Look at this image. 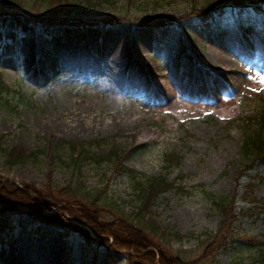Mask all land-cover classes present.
Instances as JSON below:
<instances>
[{"label":"rangeland","instance_id":"obj_1","mask_svg":"<svg viewBox=\"0 0 264 264\" xmlns=\"http://www.w3.org/2000/svg\"><path fill=\"white\" fill-rule=\"evenodd\" d=\"M212 1L67 0L48 20L1 15L0 177L31 188L76 179L126 212L137 205L135 180L163 177L174 186L151 201L148 214L181 236L161 247L166 255L187 264H264V215L245 213L251 199L264 202V155L243 150L249 135L264 150V1L226 6L205 21L179 19L190 5ZM156 17L174 21L159 28L140 22ZM122 63L139 74L126 76ZM169 73L178 87L188 86L191 101H163L161 88L173 86ZM189 75L197 78L191 85ZM72 145L88 151L76 167ZM12 146L24 157L9 166L4 150ZM108 150H118V163L139 178L92 161ZM169 153L175 162L165 161ZM232 194V234L223 248H208L206 235L220 218L209 197ZM98 216L111 217L104 210ZM1 218L9 228L0 231V264L21 252L19 264H138L72 229L9 210Z\"/></svg>","mask_w":264,"mask_h":264},{"label":"trees","instance_id":"obj_2","mask_svg":"<svg viewBox=\"0 0 264 264\" xmlns=\"http://www.w3.org/2000/svg\"><path fill=\"white\" fill-rule=\"evenodd\" d=\"M32 1L39 3V8L34 10L31 7L22 9L18 7L16 2L6 0L0 3L7 6V8L0 10V16H29L31 19L47 18L46 20H48L50 17L59 16L60 11L64 10L68 3L67 0ZM72 1L77 2V0ZM256 1L214 0L201 6L192 4L189 11L180 16L179 19L198 17L205 21L214 13L219 14L226 6L242 9L256 3ZM9 7L14 10H9ZM110 21L113 20L106 19V22L110 23ZM173 21V17H156L143 19L140 22L151 28H159ZM4 52L7 50L4 49ZM259 120L264 121V117L259 118ZM83 146H71L74 154L73 156L70 155V161L74 167L81 161L89 159L88 151ZM243 150L246 154L254 153L255 158L264 155L263 144L257 136L245 137ZM4 153L5 162L9 166L18 164L24 157L22 150L17 146L5 149ZM91 158L95 163L107 162L114 171L124 172L133 181L139 178L135 171L124 168L118 163V150L94 154ZM164 158L168 163L175 162V155L172 153L167 154ZM47 181L46 185L40 188H31L27 184H17L0 177V231L9 228V222L1 218L3 212L9 210L11 213H24L36 223L46 222L63 230L72 229L82 234L95 246H103L111 253L124 252L127 260L135 261L138 264H187L176 256L177 254L166 255L161 248L166 246L170 239L180 240L181 236L172 228L157 224L148 214L151 201L160 193L173 187L172 182H168L159 176L145 178L144 185L139 180L140 184L138 185L135 180L137 205L133 212H126L115 200L106 196L104 191L98 188H87L82 181L75 179L64 185H56L49 179ZM209 198L220 217L216 230L206 235V246L215 250L220 247L223 248L225 237L232 234L230 225L233 220L231 215L233 194L219 198L211 195ZM251 202L253 204L245 209V213L264 215V202L253 199ZM99 210L108 212L111 217L102 219L98 216ZM254 239L251 237L249 241L254 243ZM260 259L264 261L262 253H260Z\"/></svg>","mask_w":264,"mask_h":264},{"label":"bare ground","instance_id":"obj_3","mask_svg":"<svg viewBox=\"0 0 264 264\" xmlns=\"http://www.w3.org/2000/svg\"><path fill=\"white\" fill-rule=\"evenodd\" d=\"M179 49H180L179 56H186L187 55L186 49L184 47L180 46ZM260 54L261 53H258V56H260ZM189 60H190V58L187 61H189ZM226 63H227V61L223 62V64H226ZM121 65H123V63ZM123 69L126 73V76L135 77V76H137V74H139V70L136 67H134L132 63L126 64L125 67L123 65ZM182 71L184 72L185 69H183ZM169 74H170V76H169ZM169 74L167 77L168 78L167 81H171L169 83H171L173 86H168L167 88L166 87L161 88L162 94L164 93L166 95V97L168 96V98H169V99L165 98V99H163V101H165L167 104H170V105H173L176 107L179 106L183 102L187 103V102L191 101L193 99V96L190 93L189 94L187 93L188 86H186V87H183V86L180 87L179 86L178 87V85L180 84V81H178L174 77L175 75H173L171 73H169ZM181 78L186 79V77H184V76H181ZM187 79L191 85V83H194L197 78H195V76H193V75H189V78H187ZM115 91H116V89H115ZM112 92L114 93V90H112ZM24 258H26L25 253L21 252L17 256H14L13 260L5 259V260H3V262L1 264H19L20 262H23ZM42 264H44V263H42Z\"/></svg>","mask_w":264,"mask_h":264}]
</instances>
